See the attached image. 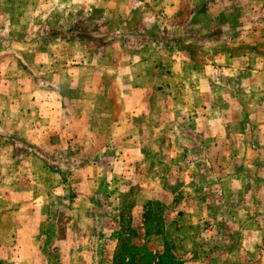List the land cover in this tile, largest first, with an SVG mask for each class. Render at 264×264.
<instances>
[{"label":"rangeland","instance_id":"obj_1","mask_svg":"<svg viewBox=\"0 0 264 264\" xmlns=\"http://www.w3.org/2000/svg\"><path fill=\"white\" fill-rule=\"evenodd\" d=\"M0 264H264V0H0Z\"/></svg>","mask_w":264,"mask_h":264}]
</instances>
